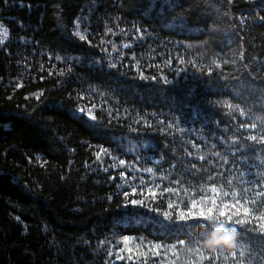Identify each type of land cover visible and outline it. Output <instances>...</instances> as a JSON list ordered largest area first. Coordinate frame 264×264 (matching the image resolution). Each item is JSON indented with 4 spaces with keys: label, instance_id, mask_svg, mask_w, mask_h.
Here are the masks:
<instances>
[{
    "label": "trees",
    "instance_id": "16d2710c",
    "mask_svg": "<svg viewBox=\"0 0 264 264\" xmlns=\"http://www.w3.org/2000/svg\"><path fill=\"white\" fill-rule=\"evenodd\" d=\"M262 17L264 0H0V264H264ZM212 199L253 231L210 247L239 226L176 219Z\"/></svg>",
    "mask_w": 264,
    "mask_h": 264
},
{
    "label": "snow or ice",
    "instance_id": "6c2138e0",
    "mask_svg": "<svg viewBox=\"0 0 264 264\" xmlns=\"http://www.w3.org/2000/svg\"><path fill=\"white\" fill-rule=\"evenodd\" d=\"M228 3H232V0H228ZM261 19H264V17H262ZM81 39H83V37H81ZM219 67V65H218ZM153 79H155V77H153ZM165 82L167 83V78L165 77ZM92 119H95V117H91ZM242 127H244V125H241ZM251 127L255 128L256 125H251ZM249 139L256 141L257 137L256 136H251L249 137ZM261 142H264V136L260 137ZM125 163L124 160H120V164L123 165ZM193 168H195V165L192 166ZM148 172H151L152 169L149 168L147 169ZM120 175L123 177L125 175L124 172H121ZM166 191H171V189H165ZM135 191V190H134ZM212 191L215 192L216 189L215 187L212 188ZM149 194L151 196H155L156 193L152 192L151 190H149ZM224 195H228V193H225ZM124 196L127 198L129 196L128 192H124ZM202 198H206V197H202ZM133 204H140L142 203L141 201L138 200H132ZM209 203H211L212 207L210 208H204V207H199L196 203L195 200L191 201V206L187 208V211L181 210L176 214V219L178 221H187L190 218H194V217H201V218H207L209 215H216L217 213L220 216H224L226 221L230 224H235L239 226V229H237L236 227H232L231 228V232L227 233L226 238H224V244H228L230 242H232L233 236L237 233V231H241L243 232H249V231H253L252 229H248L246 228V225L248 223H250V221L248 220H241L239 219V217L241 215L248 217L252 214L251 210L248 208H241L239 206L240 201L237 200L235 203L231 204V205H220L217 203V201L215 199H212L209 201ZM169 207L171 208L172 205H169ZM164 218L166 220H171L172 216L170 215V213L165 212L164 214ZM261 235H264V233H262ZM125 240H127L128 238L125 237ZM181 243H184L183 241H181ZM157 255H159V253L157 252ZM242 255V253H241Z\"/></svg>",
    "mask_w": 264,
    "mask_h": 264
},
{
    "label": "clouds",
    "instance_id": "9594fccd",
    "mask_svg": "<svg viewBox=\"0 0 264 264\" xmlns=\"http://www.w3.org/2000/svg\"><path fill=\"white\" fill-rule=\"evenodd\" d=\"M228 232H225L224 230L217 228L213 230L208 235L207 244L208 246L212 247L214 245H219L224 243V238H226Z\"/></svg>",
    "mask_w": 264,
    "mask_h": 264
},
{
    "label": "rangeland",
    "instance_id": "374dc122",
    "mask_svg": "<svg viewBox=\"0 0 264 264\" xmlns=\"http://www.w3.org/2000/svg\"><path fill=\"white\" fill-rule=\"evenodd\" d=\"M6 32L3 28H0V44H2L6 39Z\"/></svg>",
    "mask_w": 264,
    "mask_h": 264
}]
</instances>
